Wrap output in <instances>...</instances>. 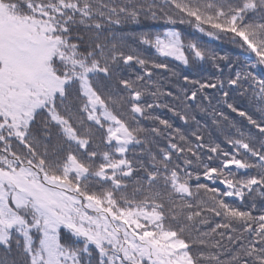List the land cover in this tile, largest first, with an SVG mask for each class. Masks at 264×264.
Listing matches in <instances>:
<instances>
[{
  "label": "snow or ice",
  "instance_id": "snow-or-ice-1",
  "mask_svg": "<svg viewBox=\"0 0 264 264\" xmlns=\"http://www.w3.org/2000/svg\"><path fill=\"white\" fill-rule=\"evenodd\" d=\"M0 250L264 264V0H0Z\"/></svg>",
  "mask_w": 264,
  "mask_h": 264
},
{
  "label": "trees",
  "instance_id": "trees-1",
  "mask_svg": "<svg viewBox=\"0 0 264 264\" xmlns=\"http://www.w3.org/2000/svg\"><path fill=\"white\" fill-rule=\"evenodd\" d=\"M124 31H131L135 32L137 34L145 32V31H150V32H159L163 31V25L159 22H152V21H143L140 25L138 26H129V28L124 29ZM201 39L206 40L208 42V46L210 48H214L220 52H226L230 51V46L227 45L226 43L223 42H217L214 40H208L207 37H201ZM146 55H152L151 50H147ZM183 72L188 75H195V76H203L207 74H212L214 73V70L212 69L211 65H204L201 68L198 69H183ZM256 72L259 73L261 72V69H256ZM161 75L166 76V73H161ZM159 114L162 117L165 118H171V114L168 113L167 111H160ZM234 115V114H233ZM197 118L200 119L202 122L207 121L209 124H211V119L207 115H203L197 112ZM173 122L177 125H180V121L178 119L172 118ZM237 120H239V117H236ZM6 254L3 252V250H0V257L5 256ZM16 256L15 251L13 250V253L11 254L9 259H12Z\"/></svg>",
  "mask_w": 264,
  "mask_h": 264
}]
</instances>
